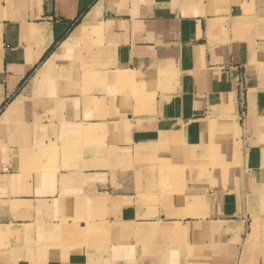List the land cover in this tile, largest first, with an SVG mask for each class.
I'll return each instance as SVG.
<instances>
[{"label":"crops","instance_id":"1","mask_svg":"<svg viewBox=\"0 0 264 264\" xmlns=\"http://www.w3.org/2000/svg\"><path fill=\"white\" fill-rule=\"evenodd\" d=\"M230 107L243 145L228 187L144 175L190 161ZM263 120L264 0H0V227L46 244L62 201L103 216L87 248L45 260L23 243L0 264L240 263Z\"/></svg>","mask_w":264,"mask_h":264},{"label":"rangeland","instance_id":"2","mask_svg":"<svg viewBox=\"0 0 264 264\" xmlns=\"http://www.w3.org/2000/svg\"><path fill=\"white\" fill-rule=\"evenodd\" d=\"M249 11L251 10L249 9ZM246 16V19L252 17L250 16V13H247ZM242 90L246 93L247 88L244 86ZM225 109L226 108L224 107V110ZM235 120L236 117L234 115V111L230 107L227 112H223L221 117L219 116L216 120L213 119V121H211L213 124V134L207 136V144L206 146L200 147V151L199 148L197 150L198 152L196 151L197 153L192 151L193 157L190 161L184 158L185 160H180L178 162L175 159L171 163L172 166H167L166 168L163 167V163L157 162L153 164V166L151 165V168H143L142 170L144 171V175L160 177L163 176V174H168L174 175L183 181L190 178L191 180L197 181L193 184L194 188L201 186L198 181L200 182L202 180H205L206 184L211 187L215 185L217 187L221 186L223 189L228 187L227 184L239 175L242 163L241 147L243 143L238 139L240 133L235 128L236 126L238 127V123H236ZM262 125L263 138L261 139V142H264V120L261 122V126ZM64 145L65 144L62 145L61 141L60 147L62 148ZM69 147L72 158L70 157L63 162L68 164L74 162L76 163L79 159L81 145L71 143ZM254 201L259 203L260 206L257 210H255L257 213L253 214L251 219L248 221L247 229L243 235V241H245V238H247V241L243 246L244 253L242 254V258L238 264H263L264 261V244H262V241L264 240V193L260 200L255 199ZM62 202L64 203V214L60 217H47V222L51 223L52 220L57 219V222L60 224H58L55 231L50 234L46 244H40L38 241L31 243L26 241L28 233L26 231H22L19 227H16L12 235H0V250L2 251V249L10 247L11 249H14V253L19 252L18 254H20L21 248L23 249L24 246H30L32 250L36 251L41 248V250L46 251L43 257V259L46 260L55 256L54 254L57 252L58 254H67L80 247L86 246L87 248L89 242L92 244L93 235L95 233L92 230L88 232V230L90 227L92 229V226L99 224L97 222L101 221L103 216L98 215L92 207L91 209H88L87 206H84V210H78L75 206H71V204H69L71 201ZM80 211H82V214H80ZM73 212H75V214ZM107 233L109 234V232H106V234ZM88 234L90 235V240L87 237L89 236ZM11 237L14 238V242L10 241ZM243 241L241 242V246ZM23 243L24 246L22 245ZM15 257L18 258L19 256L15 255Z\"/></svg>","mask_w":264,"mask_h":264},{"label":"bare ground","instance_id":"3","mask_svg":"<svg viewBox=\"0 0 264 264\" xmlns=\"http://www.w3.org/2000/svg\"><path fill=\"white\" fill-rule=\"evenodd\" d=\"M90 29H93V30H99V27L98 25H94V24H85V25H82L80 27L82 33H87V31ZM57 66H58V59L56 56H54L47 64H45L42 69H40L36 75L34 76V83L36 85H38V83L45 79L46 77H48L49 75H51L56 69H57ZM80 70V69H79ZM80 74V73H79ZM65 78V77H64ZM69 79V78H67ZM48 81V80H47ZM46 81V82H47ZM11 111V110H10ZM10 117V116H9ZM6 118V117H5ZM9 119V118H8ZM3 122V121H2ZM1 122V124H2ZM7 123V122H6ZM0 124V126H1ZM263 125L261 126V133H260V140L263 138V129H262ZM262 145L264 146V142L262 141L261 142ZM264 160V159H263ZM242 197V196H241ZM244 197V196H243ZM197 212V211H196ZM175 227V226H174ZM16 228V225H13V224H10V225H5L3 226V228L0 227V235L1 236H7V235H12L14 233V229ZM64 228V227H62ZM2 229V230H1ZM176 231V230H175ZM177 232V231H176ZM9 249V248H7ZM6 262V261H5Z\"/></svg>","mask_w":264,"mask_h":264}]
</instances>
